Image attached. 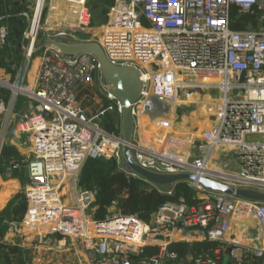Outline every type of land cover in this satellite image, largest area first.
Returning <instances> with one entry per match:
<instances>
[{
  "label": "built area",
  "instance_id": "obj_1",
  "mask_svg": "<svg viewBox=\"0 0 264 264\" xmlns=\"http://www.w3.org/2000/svg\"><path fill=\"white\" fill-rule=\"evenodd\" d=\"M87 1H61L63 14L56 12L60 25L67 22L65 11H77L78 21L70 27H90ZM234 7L239 17L253 16L248 24L252 29L232 27ZM108 16L99 45L111 64L136 68L143 82L132 108L136 161L155 172H189L197 179L264 191V0H113ZM39 26L34 35L31 30L28 34V49L38 43ZM8 33L0 23V52ZM47 35L74 43L92 41L70 30ZM97 73L104 75L103 64L92 53L67 55L46 48L35 86L23 80L21 85L13 83L17 95L29 98L13 130L22 160L10 161L27 171L28 208L20 226L12 229L10 242L33 249L76 250L88 264H264V202L239 201L199 182L188 181L200 202H166L150 220L112 208L105 218L95 217L97 188L78 185L89 159H115L122 170L139 177L125 165L121 136L93 124L79 98L93 86ZM208 74L219 79H199ZM182 95L207 117L203 130L176 126V110L185 102ZM105 97L115 101L122 114L111 85ZM174 98L181 104L152 105ZM112 106L101 107L99 114ZM4 111L1 101L0 113ZM6 142L0 129V157ZM187 230L199 234L192 242L218 245L184 259L170 245L184 241L181 235ZM150 249L154 252L148 254Z\"/></svg>",
  "mask_w": 264,
  "mask_h": 264
},
{
  "label": "trees",
  "instance_id": "obj_2",
  "mask_svg": "<svg viewBox=\"0 0 264 264\" xmlns=\"http://www.w3.org/2000/svg\"><path fill=\"white\" fill-rule=\"evenodd\" d=\"M28 3L27 0H0V23L6 25L9 29L5 47L0 52V68L5 69L7 73L12 75V81L16 79L20 68L24 65L22 38L29 25L27 13H30V6ZM88 4L92 6L94 12L91 16L90 27H59L48 30L58 32L70 30L75 34L81 35L85 31L97 29L91 27L105 23L107 14L113 5V0H88ZM46 12L47 10L44 12L42 25L44 24ZM53 17L59 18L58 22L60 24L61 18L59 15ZM231 20L232 27L240 30L246 29L250 22H254L253 16L249 14L239 17L236 7L232 9ZM75 21H77L76 14L71 11L68 13L66 24H71ZM39 37L44 38V34L41 33ZM33 55L35 56V54ZM11 96L12 91L0 85V102L3 101L4 104L9 105ZM28 101L29 98L19 95L15 104V112H18ZM178 102V100L173 102L157 100L152 105L168 107L172 103L178 104ZM110 105L112 104L109 100L104 99L102 101V107L105 110ZM101 116L100 125L102 129L116 136H121L122 122L119 116H113L108 111ZM12 158L21 161L22 154L17 146L6 142L0 157V174L3 175L4 179L19 178L26 182V169L15 168L10 163ZM8 169L12 173L9 174L7 172ZM78 185L84 189L97 188L98 192L94 202L95 217L97 219L105 218L114 203H116L117 209L125 214H139L141 218L150 220L152 214L166 202H178L181 198L190 204L200 202V199L196 197L197 190L189 182H178L170 188L154 186L146 180L132 176L122 170L115 159H89L81 171ZM168 190H173V193L168 194ZM27 208L28 202L25 193H17L0 210V264H34L33 248L23 246L20 243L4 241L9 231L20 226L26 216ZM217 245V243L209 241H177L172 243L170 248L177 251L184 259H187L204 251L209 252L210 249L215 248ZM153 252L154 249H150L147 253L151 254Z\"/></svg>",
  "mask_w": 264,
  "mask_h": 264
},
{
  "label": "water",
  "instance_id": "obj_3",
  "mask_svg": "<svg viewBox=\"0 0 264 264\" xmlns=\"http://www.w3.org/2000/svg\"><path fill=\"white\" fill-rule=\"evenodd\" d=\"M252 27V25H249L248 29H252ZM26 39L27 36L24 33L22 38V48L27 52V47L25 46ZM46 48H52L67 55L88 52L96 55L101 60L104 77L107 82L110 83L111 91L116 98L120 100L123 106L121 123L123 159L125 165L131 172L146 180L148 183L158 187L170 188L178 182L193 181L199 182L209 191L231 195L236 197L239 201L251 199L264 202V191L252 188H237L224 182L205 177L197 179L194 174L189 172L160 173L142 167L134 157V149L136 148L134 143L135 122L132 114L133 105L139 99L143 88L140 72L134 67H121L111 64L101 46L95 42L70 43L53 37H46L38 40V44L33 48L32 53L41 52ZM116 77L124 78L129 82L127 89L123 87L120 81L114 79ZM0 85L10 88L13 91V98H16L18 92L14 84L0 80ZM81 118L86 120V117L83 114H81ZM202 234L204 235L205 232H202Z\"/></svg>",
  "mask_w": 264,
  "mask_h": 264
},
{
  "label": "rangeland",
  "instance_id": "obj_4",
  "mask_svg": "<svg viewBox=\"0 0 264 264\" xmlns=\"http://www.w3.org/2000/svg\"><path fill=\"white\" fill-rule=\"evenodd\" d=\"M27 1L29 2L28 4L30 6V8H29L30 13H27V12H25V13H27V16L30 15L33 18L37 0H27ZM56 1H58L60 3V5L62 6L61 1H63V0H56ZM53 4H54V0H45V3H44L43 9L45 7H47V9H48L47 18H46V20H44V24L42 25V23H41V25L39 26V34H41V33L44 34V38L49 36V35H47V32H48V34L58 33V31H53V30L49 31L46 26H50L52 29L59 28V27L71 28L70 26H72L70 24H65V23L61 24V25L49 23V17L51 14V8H52ZM87 7L89 9L90 16H92L94 13L93 8H92V6H89L88 1H87ZM61 12H62V9H61ZM68 13L69 12H66V11L64 12V16H65L64 18L66 20H67ZM62 14H63V12H62ZM108 15H109V12L107 14V19H106L105 23H102L101 25H98L95 27H91V28H97V29L91 30V31H85L81 35H78V34H75V35L81 39H84V40H92L93 39L91 42H95V43L99 44L98 37L102 33V29L106 25V23L109 19ZM76 19L78 21L77 11H76ZM74 28H76V27H74ZM77 28H80V27H77ZM45 30H48V31H45ZM27 38H28V36H27ZM39 39H42V37H39ZM57 39L62 40V41H66V42H70V43H74L73 41H71L70 39H67L65 37L64 38H58L57 37ZM26 40L28 41V39H26ZM88 42H90V41H88ZM37 44H34L33 47L35 48ZM43 51L44 50H42L41 52L33 53V54H36V56H33V55L28 56L25 51H23V53L25 54V57L28 61L30 60V61H32L33 65H37L41 62ZM23 79H24V77L21 76L19 78V80L16 81V83L17 84L19 83L21 85V81ZM114 79L117 81H120L122 83L123 87H125L127 89L128 85H129V82L127 80H125L124 78H121V77H116ZM109 85H110V83L107 82L104 75L102 76L101 73H97V75L95 76L93 86L84 89L79 94V98L81 100H83L84 104L87 106V112L89 113V116L92 117L91 118L92 123L98 125L100 128H102V126L100 125L101 124L100 120H101L102 116L99 114V111L101 110V107H102L101 106L102 105V99L105 97L106 88ZM204 100L208 103V101L206 99H204ZM178 104H181V102H178ZM183 104L188 105V108H191L189 111L194 110V108H193L194 105H193L192 100L187 101ZM183 104H181V105H183ZM112 105H113L112 108H110L108 110V112H111L113 114V116L118 115L119 118L121 119V122H122V114H120L118 112L116 102L112 101ZM176 111H178V114L176 116L178 121L175 122V124H178V125H176V126L179 127L181 130L191 132L192 127H194L196 125V123L198 122V118H200V116H197L196 113L185 114V112H184L185 110H182V108H180L179 110H176ZM5 116H6V114H4V115H2V117H0V122L3 123ZM17 119L18 118L16 116L12 117V115H11L9 121L7 122V124H8L7 125V134H6V141L7 142H10L12 139L14 140V138H15L14 134H13V130L17 124ZM207 123H208L207 117H202L199 120V130H203L204 128H206ZM232 171L235 172L236 168L234 167L232 169ZM24 191H25V183L23 181L21 183V187L14 194L24 193ZM111 208L112 209H110V210H115V211L118 210L116 206H112ZM238 230H239V227H238ZM33 250H34V254H33L34 255V259H33L34 264H87L83 258L80 259V257L78 256V254L81 255V252H77L76 250H70V251L69 250H58V249L50 250L48 248H36ZM224 261L225 262L228 261V256L225 257Z\"/></svg>",
  "mask_w": 264,
  "mask_h": 264
},
{
  "label": "crops",
  "instance_id": "obj_5",
  "mask_svg": "<svg viewBox=\"0 0 264 264\" xmlns=\"http://www.w3.org/2000/svg\"><path fill=\"white\" fill-rule=\"evenodd\" d=\"M58 1H55L53 6H54V10H52V14H51V21L53 22V24H59L58 19L57 17H53L55 15H58L57 13H61V6H60V3ZM43 4H44V0H39L38 3H37V7L35 9V14L32 18V16H28L29 17V20H28V34L30 33V30H31V33L32 35H34L37 31H38V26H39V20H40V15H41V11H42V8H43ZM77 6V5H76ZM57 12V13H56ZM25 13V12H24ZM70 13V12H69ZM76 14V12H74ZM51 28V27H49ZM27 29V30H28ZM48 31V30H47ZM50 31V30H49ZM52 31V30H51ZM27 34V35H28ZM33 47H31V49H29V52L31 53ZM24 51V50H23ZM26 52V51H25ZM24 55V65L22 66V68H20L19 70V73L17 74V77L14 81H12V75L7 73L5 69L3 68H0V80L1 81H4V82H7V83H15L16 80H18L21 76L24 77L23 81H24V84L25 85H29V86H35V82H36V77H37V74H38V69H39V64L37 65H33L32 61H28L25 57V54L23 53ZM34 56V55H33ZM36 56V54H35ZM19 77V78H18ZM18 78V79H17ZM2 86V85H1ZM4 87V86H3ZM7 88V87H5ZM10 89V88H8ZM11 90V89H10ZM12 91V90H11ZM19 95H22V94H19ZM17 95L16 98L14 99L13 98V91H12V96H11V100H10V104L9 105H6L5 104V111L3 113H0V117H2V115L6 114L4 120H3V123L0 122V129L5 133L7 134V122L9 121L11 115L12 117H17L18 119L20 118V116L27 111V104L23 105L22 108L18 111V112H15V104H16V100H17V97L19 96ZM25 96V95H23ZM184 95H182V102L185 101L187 102L185 99H184ZM106 99V100H109L107 99L106 97H104L102 99V101ZM83 101V100H82ZM110 101V100H109ZM111 104H112V101H110ZM183 102V103H185ZM182 103V104H183ZM194 105V112L193 111H189L191 108H188V105H180V108H182V110H185V114L187 113H196L197 116H200V118H198V122L196 123V125L194 127H192L191 131L193 129H197L199 128V120L204 117L203 115H200V110L198 108V106L196 104H193ZM102 106V105H101ZM83 107L85 108V112H86V115L88 117H91L89 116V113L87 112V106L84 104L83 102ZM179 108V109H180ZM196 111V112H195ZM17 119V120H18ZM178 121V120H176ZM178 125V124H176ZM179 128V127H178ZM180 129V128H179ZM181 130V129H180ZM12 141V140H11ZM10 141V142H11ZM11 144L17 146V148L21 149V146H18V144H16V141L13 140L11 142ZM23 181L19 178H10V179H4L3 175L0 174V210L3 209L7 203L9 202V200L15 195L14 193H16V191H18V189L21 187V183ZM26 183V182H24ZM66 184H69L68 182ZM63 194L64 191H63ZM2 204V205H1ZM48 228V227H47ZM195 234V235H194ZM198 233L197 232H194V231H191V230H187L185 233H183V235H181V237L184 238V241H187V242H192L194 241V239H196L198 237ZM14 237V233L13 231H9L7 233V235L5 236L4 238V241H7V242H10L11 239H13ZM193 239V240H192ZM87 263V262H86ZM88 264V263H87Z\"/></svg>",
  "mask_w": 264,
  "mask_h": 264
},
{
  "label": "bare ground",
  "instance_id": "obj_6",
  "mask_svg": "<svg viewBox=\"0 0 264 264\" xmlns=\"http://www.w3.org/2000/svg\"><path fill=\"white\" fill-rule=\"evenodd\" d=\"M104 30H105V27H103V29H102V33L99 35V37H98V40H100V38H101V36H102V34H103V32H104ZM28 31H29V29L26 31V35L28 34ZM93 40V39H92ZM34 48V47H33ZM33 50V49H32ZM27 52L29 53V54H31V55H33V53H32V51H31V53L29 52V49L27 48ZM144 78H145V76H144ZM200 80H208V81H213V80H217V79H219V78H217V75H215V74H208V75H204L203 77L201 76L200 78H199ZM17 89V88H16ZM18 90V89H17ZM177 99H171L170 101H166V102H173V101H176ZM159 101H165V100H159ZM203 126V125H202Z\"/></svg>",
  "mask_w": 264,
  "mask_h": 264
}]
</instances>
